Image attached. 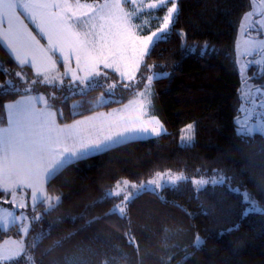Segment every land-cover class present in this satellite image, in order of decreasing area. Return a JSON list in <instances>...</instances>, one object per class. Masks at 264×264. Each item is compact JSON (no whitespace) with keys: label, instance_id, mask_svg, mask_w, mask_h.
I'll return each mask as SVG.
<instances>
[{"label":"trees","instance_id":"trees-1","mask_svg":"<svg viewBox=\"0 0 264 264\" xmlns=\"http://www.w3.org/2000/svg\"><path fill=\"white\" fill-rule=\"evenodd\" d=\"M251 6L252 0H178L172 28L146 57L152 67L141 69L159 75L153 80L156 109L168 132L124 142L60 170L47 182V192L61 201L35 209L26 255L15 264H264V213L250 210L236 190H249L264 205V137L240 134L236 122L243 86L235 60L237 32ZM165 10L146 13L160 19ZM18 70L0 42V83ZM26 70L30 78H19L20 85L36 80L33 69ZM111 76L124 85L117 74ZM105 90L64 99L62 121L133 96L126 92L122 101L93 106ZM19 95L0 91V126L7 123L6 103ZM189 123H195L196 140L184 146L180 131ZM169 170L183 175L176 186L133 190L127 214H109L111 202L102 197L116 180L147 181ZM213 178L224 182L194 185L195 179ZM5 196L0 190V198ZM16 229L0 228V241L19 234Z\"/></svg>","mask_w":264,"mask_h":264},{"label":"snow or ice","instance_id":"snow-or-ice-1","mask_svg":"<svg viewBox=\"0 0 264 264\" xmlns=\"http://www.w3.org/2000/svg\"><path fill=\"white\" fill-rule=\"evenodd\" d=\"M163 0H154L149 4L150 8L156 7L157 3ZM135 4L136 0H132ZM47 7V20L49 27L42 32L47 39V44H41L40 40L32 33V40H24L20 46H14L12 37L14 33V10L15 5L10 0H4V15L7 17V30L4 31L3 38L12 46L16 53V58L21 64L30 62L35 69L37 76L43 77V82L47 85H55L57 81L64 84L63 77H68L69 87H80L87 85L93 76H107L106 69L114 70L119 76L128 81L146 80L143 85L141 97L149 92L153 76L146 75L141 71L152 67L147 63L145 57L150 54L151 46L157 42L158 35H163L172 25L174 13L178 11V4L173 0L171 6L167 8L162 22L155 31L145 30L133 22V14L125 10L122 0H86V2L71 3L69 0H45ZM11 9V11H9ZM145 32L147 34H145ZM180 35L184 38L183 32ZM34 41V43H33ZM204 47H207L205 44ZM251 47V42L245 43V49ZM195 51V46L191 49ZM58 54V55H57ZM62 57L64 72L59 75H51L57 67V59ZM139 72V77L137 73ZM19 75V73H17ZM36 81H29V84ZM129 83L124 84L125 88L131 87ZM139 87V85H136ZM111 88V86L109 87ZM20 91L25 93L19 97L21 103L10 104L7 123L0 126V158H7L10 152H14L22 138L36 135L40 132H47L55 137L60 143V161L59 167L86 158L91 154L99 153L108 149L112 143V138L120 135L126 141L131 138L144 135L159 134L164 131L163 124L152 116L146 105L145 99L137 100L136 106L130 111L121 113L120 116L106 117L105 113L94 112L92 116L105 118L101 122V127H108L111 131L103 135H97L88 139L83 138L84 132H91L89 128H80L73 130L69 124L61 122L63 119V110L55 103H50L49 98L53 100L56 93L49 92L46 96L42 92L32 94L30 87L22 88ZM150 103V101L148 102ZM87 117L81 116L75 119L72 124H80ZM194 132L195 125L189 123L181 130L183 136L184 130ZM191 139V137H188ZM66 153H71L70 158L63 159ZM222 171V170H221ZM163 172H157L155 177L144 182H132L128 179H119L115 181V187L108 189L103 194V199L111 202L109 214H127L128 205L136 193L149 191L153 186H161V177ZM182 174L172 175L171 170L167 176L168 181L176 182L181 180ZM46 179V173L40 177ZM197 184H206V180H198ZM213 183L215 181L213 180ZM0 188L6 193L5 199L11 196L8 203H17L20 208H25L23 199H17L18 189L30 190V197L33 206H35L37 193L43 191L37 189L33 177H26L21 180L8 179L0 180ZM45 200L52 207L53 197L47 192L44 193ZM58 203L61 196L54 198ZM85 213L81 216L86 215ZM35 215V208H33ZM91 223V221H88ZM238 229L239 224L233 225ZM232 229H229L231 231ZM27 233V228L24 229ZM200 239L197 240L199 242ZM24 251V244L19 239L15 241L14 248H5L0 245V264H15V260ZM101 264H107L106 260H101Z\"/></svg>","mask_w":264,"mask_h":264},{"label":"rangeland","instance_id":"rangeland-1","mask_svg":"<svg viewBox=\"0 0 264 264\" xmlns=\"http://www.w3.org/2000/svg\"><path fill=\"white\" fill-rule=\"evenodd\" d=\"M10 2L15 5V34L12 37L13 45L19 47L22 41H31L32 33L38 40H40L41 44L46 45L47 39L42 32V29L47 30V28L49 27L46 16L48 10L45 6V0H10ZM69 2L76 3L77 0H69ZM80 2L83 3L86 2V0H80ZM88 2H90V0H88ZM153 2L154 0H136V3L133 4L132 0H122V3L125 5V10L133 14V22L141 28L150 31H155V29L160 25L163 16L167 12V8L171 6L173 0H163L162 3H157L156 7L150 8L149 4ZM175 2L178 4V0H175ZM3 3L4 0H0V42H2V45L15 60L16 64L19 66V70L15 73L9 71L10 74L7 81L5 83H0L1 92L14 90L20 91L25 87H30L31 89H33V86L35 85L39 89L32 91L33 95H35L37 92H42L47 96L49 92L54 91L56 93V97L54 100L52 98H49L50 103H55L60 108H62V110H64V106L62 105V101L64 99L77 93H85L88 90L96 87H104L106 90L101 93V96L96 102H93V106L95 107H100L102 105L110 103L111 101H122L126 92H132L133 96L126 102L117 104L110 109L98 110L94 112L105 113L106 117H118L121 113L130 111L132 108H134L136 106L137 100L143 98L146 101L149 113L152 116L156 117L163 124L164 131L160 132L159 134L144 135L122 142L120 141L123 139V137L120 135H116L112 138V143L114 145H111L109 148L130 140L156 137L168 132L167 126L162 121L156 109L157 107L154 95L153 81L149 92L145 93L144 97H141L139 93L144 91L143 85L147 83L146 80L137 79L132 82H128L122 79L119 76V73H116L111 69H106V71L108 72V75L106 77L103 75L99 77L93 76L86 86L81 85L80 87H69L67 83L68 77H63L65 81L64 84H60L58 81L55 85L45 84L43 82V77L37 76L36 71L32 67L30 62L24 64L20 63V61L16 58V53L12 50V46L3 38L2 33L7 30V17L4 15L5 10L3 8ZM163 6L166 7V10L160 19L157 18L156 14L154 15L155 17H153L152 14L146 13L156 11ZM9 11H11V9H9ZM175 16L176 13H174V19ZM171 28L172 25H170L169 29L163 35H158L156 41L165 38ZM145 34L147 33L145 32ZM246 41L251 42V47L248 50L245 49ZM235 60L241 80L243 82L241 101L239 104L238 116L236 119L237 130L242 135L253 136L256 133H259L264 137V0H252L251 9L247 11L243 16L237 32ZM59 62L63 63V60L62 57L58 56L57 67L59 69V72H56L54 70L51 75H59V73L64 72V68H61ZM27 67H31L33 69V72L36 76V83H25L20 85L19 78H30L29 71L26 70ZM17 73H19V75H17ZM113 73L117 74L121 82H124V84L129 83L132 86L125 88L124 85H119L115 81V79H111V77H113L111 76V74ZM139 75L140 74L138 72L137 77H139ZM146 75H152L153 80L159 76L155 73ZM136 85H139V87H137ZM110 86L111 88H109ZM24 94L25 93L20 91V95L17 98L6 103L7 117L9 112L8 106L10 104L21 103L19 97ZM149 101L150 103H148ZM75 104L78 105L77 102L73 103V105ZM94 112L82 115L84 117H87V119L81 121L80 124H72V121L61 122L69 124L73 130H77L80 128L91 129L90 133H83L84 139H88L97 135H103L105 132L111 131L112 129L108 127H101V122L105 118L92 116ZM80 118L81 116L76 119ZM193 124L195 125V123ZM182 129H184V127ZM188 137H191V139H188ZM195 140L196 127L194 132L185 129L183 132V136L182 134L180 136V142L184 146L193 145ZM59 143L60 142L55 137L51 136V134L47 132H40L32 136L26 135L21 139L14 152H10L6 159L0 158V180H8L10 178L21 180L26 177H33L36 188L43 189V191L37 193L38 200L36 201L35 206H33L31 202L30 190H27V188L18 189L17 199H23L26 204V207L23 209L20 208L17 203H8V200H11V196H8L7 199H5V197L0 198V228L3 230H9L12 227L16 226V231L19 233L6 236L5 238H3V240L0 241V245L5 248H14L15 241L19 239L21 243L24 244V251L19 257H21L22 255H26L28 244L31 241V232L35 220V217L33 215V208L36 209L41 202L45 203L47 207L50 208L44 196V193L47 192V182L66 166L65 165L63 168L57 169V171L55 172V169L59 167V161L61 159ZM70 156L71 153H66L63 156V159H68L70 158ZM45 173L46 179L41 180L40 177ZM168 174L169 172H166L164 173V176L161 177L160 187L153 186L151 189L155 191H161L166 186H176L180 180L174 183L168 181ZM177 174L182 173H175L172 175ZM203 180L208 181V183L197 184L196 181L198 180L195 179L194 185L197 189H201L209 185L221 184L224 182L223 179L219 180L217 178ZM213 180L215 181V183H213ZM0 190L4 191L2 188H0ZM236 190L243 193L244 200L249 205L248 208L250 210L264 213V205L258 203L249 192V190L239 188H237ZM49 196L53 197L52 206L58 203L54 199L56 196H52L50 194ZM25 228H27V233L24 232Z\"/></svg>","mask_w":264,"mask_h":264}]
</instances>
